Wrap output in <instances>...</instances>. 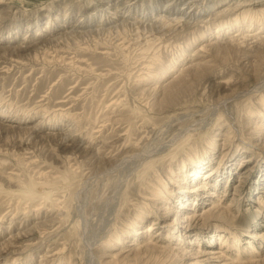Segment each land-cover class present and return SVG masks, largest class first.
I'll list each match as a JSON object with an SVG mask.
<instances>
[{
    "label": "rangeland",
    "instance_id": "374dc122",
    "mask_svg": "<svg viewBox=\"0 0 264 264\" xmlns=\"http://www.w3.org/2000/svg\"><path fill=\"white\" fill-rule=\"evenodd\" d=\"M132 1L125 19L138 27L97 42L63 35L95 31L105 0H0V240L25 231L0 247V264H89L90 245L99 264H215L239 249L254 259L244 264H264V39L247 36H264V16L226 28L264 0ZM203 3L210 9L192 15ZM205 58L213 73L165 87ZM216 204L234 216L201 214ZM150 236L160 240L137 248Z\"/></svg>",
    "mask_w": 264,
    "mask_h": 264
},
{
    "label": "bare ground",
    "instance_id": "6f19581e",
    "mask_svg": "<svg viewBox=\"0 0 264 264\" xmlns=\"http://www.w3.org/2000/svg\"><path fill=\"white\" fill-rule=\"evenodd\" d=\"M91 1V0H90ZM175 0H166L165 2H168V3H170V4H168L167 3V5H173L174 3H171V2H174ZM195 1L196 0H188L187 1V3L188 4H195ZM198 1V0H197ZM229 1L230 0H216L215 2H216V5H218V6H220V5H225L227 2L229 3ZM262 0H243V2H239V1H237V4L235 5V6H244V5H254V4H259V2H261ZM239 2V3H238ZM62 3V2H61ZM116 3V1L115 2H113L112 0H105V3H104V5H105V7H103L102 9H100L101 10V12H102V10L105 12V13H107L106 15L104 14V12L103 13H101L100 12V21H99V23H98V25H96V28H97V26L99 27V26H101V28L99 27V29L97 28H95V31L93 30V29H86V30H83V31H80V29H75V28H72L71 30H69V31H66L65 33V35H63V36H70V35H83V34H85L86 36H90V37H93V40H94V38H96V40H97V37L99 36V35H101L102 33H106V34H112V33H114L115 34V36L117 37V29L120 27V26H125V25H129V24H127V23H131V24H134L136 27H138V21L139 20H137L136 22H128V20L127 19H125L126 17H128V15L130 14V12L131 11H134V10H138V7H136L135 9H133V7H134V2L132 1V0H125V2H123L121 5H117V4H115ZM2 4V3H1ZM65 3H63V5H64ZM136 5V4H135ZM140 6V5H139ZM2 7V6H1ZM0 7V8H1ZM55 7V6H54ZM173 7V6H172ZM210 7H211V5L209 6V4H205V3H203L200 7H199V9H196V11H194L193 13H192V15H198V13H201V12H205L206 10H208V9H210ZM234 7V6H233ZM7 8V7H6ZM70 8V7H69ZM144 8H146V7H144ZM226 8V7H225ZM4 9V8H3ZM184 9V8H183ZM182 9V10H183ZM194 9V8H193ZM227 9H232L231 7H228ZM234 9V8H233ZM232 9V10H233ZM7 10V9H6ZM223 10H225V9H222L221 11H223ZM54 11V10H53ZM142 11H144V9H142ZM230 11V10H229ZM2 10H0V18L2 17V16H4L2 13ZM69 12L70 11H68L67 12V14H69ZM97 12V11H96ZM99 12V11H98ZM218 12H219V10H218ZM143 13V12H142ZM179 13H180V11H179ZM220 13H222V12H220ZM57 14H59V13H57ZM67 14H64V15H67ZM182 14V13H181ZM179 15L180 17H178V15H176V16H174V19H176V20H181V21H184L183 20V17H184V15H187V14H184V15ZM102 15V16H101ZM105 15V18H103V16ZM261 16H264V5L263 6H261L260 8H258V11H257V9L256 10H253V9H250V10H242L238 15H236L234 18H232V19H230L231 21H229V24L226 26V28H228V26H230L231 24H233V22H238L239 20H243L244 22L243 23H246V24H248V25H250L254 20H259L260 19V17ZM97 17L98 16H95V17H93L92 15H91V19H93V18H96L97 19ZM154 17H156V16H154ZM153 17V18H154ZM103 18V19H102ZM160 18V17H159ZM194 18V17H193ZM165 20V19H164ZM190 20V19H189ZM188 20V21H189ZM196 20V19H195ZM186 21L187 20H185V24H187L186 23ZM228 21V20H227ZM118 22V23H117ZM141 22V21H140ZM193 22V21H192ZM112 23V24H111ZM105 24H109L107 27H104L103 28V25H105ZM182 24V23H181ZM190 24H191V22H190ZM75 25H77V24H75ZM88 26V25H87ZM163 26V25H162ZM186 26H189L188 24L186 25ZM160 27V26H159ZM176 27V29H177V27L178 26H175ZM81 28V27H80ZM88 28V27H87ZM90 28H92V27H90ZM153 28V27H152ZM168 28V27H167ZM167 28H165V29H167ZM181 28V27H180ZM179 28V29H180ZM155 29H157V28H155ZM169 29V28H168ZM172 29V28H171ZM174 27H173V30L172 31H174ZM176 29H175V31H176ZM178 29V30H179ZM225 28H223V29H221V30H224ZM133 30V29H132ZM157 30H159V29H157ZM183 30V29H182ZM255 30H257V29H255ZM47 31V30H46ZM77 31H79V32H77ZM161 31V30H160ZM218 31H220V30H217V32ZM227 31H228V29H227ZM254 31V30H253ZM162 32H164V31H162ZM170 30H169V34H170ZM261 31L259 30V31H255V32H249L248 34H247V36L248 37H251V39L252 40H249V42L248 43H250L251 41H252V44L253 43H257V42H255L256 40H258V41H262V39H264V36L263 35H259V33H260ZM40 33L41 32H37V31H35L33 34H32V37L33 38H29L30 40H31V42H34L33 44H32V46H34V45H36L38 42H35L34 40L35 39H38L40 36ZM168 33V32H167ZM173 33V32H172ZM241 32H239V33H236L235 35H233L232 36V38L233 37H235V36H237V35H241L240 34ZM243 33V32H242ZM246 33V32H245ZM88 34V35H87ZM160 34H161V32H160ZM182 34V33H181ZM165 35V34H164ZM84 36V35H83ZM162 36H163V34H162ZM242 36H244V33H243V35ZM55 38V37H54ZM56 38H59V37H56ZM237 38V39H236ZM236 38H234V40H237L236 42L238 43V42H240V41H242V39H240V38H242V37H240V38H238V37H236ZM28 39V40H29ZM243 39H244V37H243ZM247 39V38H246ZM249 39V38H248ZM245 40V39H244ZM243 40V41H244ZM99 40H97V42H98ZM150 41V38H149V40L147 41V43ZM196 41V40H195ZM246 41V44H247V41L248 40H245ZM264 42V41H263ZM84 43H86V41L84 42ZM232 43H234L233 41H232ZM241 43V42H240ZM241 44H244V42H242ZM264 44V43H263ZM262 45V44H261ZM10 46V45H9ZM9 46H7V47H5L4 49H6V48H8ZM78 48H85V44H83L82 45V43H79L78 45H76ZM94 46V45H93ZM108 46V45H107ZM187 46V45H186ZM247 46V45H246ZM252 46H254V45H252ZM203 47H206V46H203ZM250 47V46H249ZM255 47V46H254ZM259 47V46H258ZM14 48V47H13ZM57 49H60V50H57ZM183 50V49H182ZM201 50V48L200 49H198V51H200ZM202 50H203V48H202ZM55 52L56 51H69L68 49H65V50H63V48H62V46L59 48V47H57V48H55V50H54ZM205 51V50H204ZM74 55V54H73ZM199 55V54H198ZM208 57H210V55L209 54H206ZM72 56V55H71ZM192 56H194V55H192ZM70 57V56H69ZM73 57V56H72ZM195 57V56H194ZM204 57V56H203ZM202 57V58H203ZM206 57V56H205ZM206 59V60H205ZM204 60L205 61H203L202 60V62L200 61L199 62V60H197L198 62H196V63H193V61H191L190 63L191 64H189V65H187V66H185V68H182V70L180 69L179 71H177V72H179L177 75H175L174 77H172V79L171 80H169L167 83H166V85H165V87H170L172 84H174L178 79H182L183 80V82H184V80H186V81H188V77H187V75H188V73L189 72H197V71H204V70H209V72L210 73H213V68H214V66H215V64H212V60L210 59H208V58H205ZM12 61H15V62H19L20 60L17 58V59H11ZM72 60V59H71ZM190 60V59H189ZM196 61V60H195ZM204 62V63H203ZM157 63H159V60L157 61ZM184 64V63H183ZM186 64H187V62H186ZM145 69H146V75L147 74H149L152 70V67L149 65V63L145 66ZM207 75V74H206ZM205 75V76H206ZM211 75V74H210ZM209 75V76H210ZM204 76V77H205ZM203 77V78H204ZM205 79V78H204ZM203 79V80H204ZM181 80V81H182ZM137 81V80H136ZM140 82V81H139ZM209 83V82H208ZM222 83L223 84H227L228 83V80H223L222 81ZM222 83H221V85H222ZM178 84V83H177ZM220 84V83H219ZM179 85H180V83H179ZM148 88H146L145 90H147ZM205 89V88H204ZM136 90V89H135ZM135 90H133V92L135 91ZM135 93V92H134ZM136 94V93H135ZM2 108V107H1ZM64 112V111H63ZM21 120H23V118L21 119ZM110 120H112V118L110 119ZM40 121V120H39ZM59 122V121H58ZM57 124V123H56ZM32 128V127H31ZM259 129L261 130V131H263L264 130V127L263 126H260L259 127ZM70 131H71V129H70ZM69 131V133H71ZM69 133H67V134H69ZM69 136V135H68ZM71 136H69L68 138H70ZM62 139H63V137H62ZM65 143V142H64ZM87 143V142H86ZM66 144H68V143H66ZM125 144V143H124ZM84 146H85V144H84ZM106 146V145H105ZM111 147V146H110ZM104 148V145H101V146H98V147H96V148H90L89 150H91L92 151V153H93V159H98V158H100L99 156V154H101L102 152H101V149H103ZM111 150H112V148H111ZM111 150H110V152L108 153V155H110L111 157H115L116 156V154H117V152H115V153H113V154H111L112 152H111ZM159 192H162V191H159ZM158 192V193H159ZM152 194H153V192H152ZM154 196H156V197H151L150 198V200L151 201H153L152 203L153 204H157L156 203V199H158V194H153ZM164 203H162V205H156V207L158 208V210H163L164 212H169V211H172V209H171V207H169V206H165V205H163ZM212 208L213 209H221L222 208V210H221V213H220V215L219 216H217L218 218L219 217H225V216H223V215H226V216H234V214L230 211V208H231V206L230 205H227V206H224V207H221L220 206V204H216V205H213L212 207H210V208H208V209H205V210H203L202 211V213L201 214H207L208 212H210V211H212ZM171 209V210H170ZM4 215V214H3ZM193 216H196L194 213L192 214V217ZM42 227V226H41ZM150 227H152V226H148L147 228H146V230H148V229H150ZM34 228V227H33ZM23 233H25V231L24 230H22V231H15V232H10V233H8V235H7V237L6 238H4V239H2V240H0V247H6V246H11V244H13V243H15V241L17 242V240H19V239H21V237H22V235H20V234H23ZM20 235V236H19ZM143 235H145V237H148L149 236V234H148V232L147 233H145V232H143L142 234H141V236H143ZM156 238V236H150V238L149 239H143V240H141L139 243H138V247L137 248H141V249H147V248H150L153 244H156V242H158L160 239H156V241H154L153 242V239H155ZM98 239V238H97ZM97 239H95L94 241H96ZM133 238H131L130 240H132ZM230 239V238H229ZM228 240V239H227ZM227 240H225L224 241V243L226 242L227 244H224V245H226V246H228L229 247V249H232V250H234L235 248V246H232L230 243H229V241H227ZM90 243V242H89ZM95 243V242H94ZM130 243H134V242H132V241H130ZM234 244V243H233ZM88 246H89V244H88ZM87 246V247H88ZM91 246V245H90ZM89 246V248H88V259L86 260V261H88V263L89 264H99L100 263V260H98V257H99V255H97V253H95V251H94V248H93V245H92V247H90ZM48 248V247H47ZM45 250V249H44ZM44 250H43V252H44ZM222 251H224V250H222ZM222 251H220V252H222ZM226 251V250H225ZM232 252H234V253H236L237 254V256L235 257V258H231V257H229V260L228 261H222L221 262V260L220 259H223L222 257H226V256H223V254L221 253V256H219L218 255V259L219 260H216L217 262L215 263V264H244L245 262H254V259L253 260H250V258H249V256L248 257H246L244 260H240V258H239V255H241L240 253H241V250L239 249V250H234V251H232ZM52 254V253H51ZM46 255H47V253H46ZM45 254L43 255V256H46ZM227 255V254H226ZM47 257V256H46ZM45 260V259H44ZM49 260V259H48ZM42 261V260H41ZM256 261V260H255ZM39 262V261H38ZM75 264V263H74Z\"/></svg>",
    "mask_w": 264,
    "mask_h": 264
}]
</instances>
